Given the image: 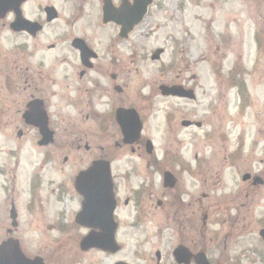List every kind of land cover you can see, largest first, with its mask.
<instances>
[{"label": "flooded vegetation", "instance_id": "1", "mask_svg": "<svg viewBox=\"0 0 264 264\" xmlns=\"http://www.w3.org/2000/svg\"><path fill=\"white\" fill-rule=\"evenodd\" d=\"M245 1L250 3V27L245 30L232 20L234 32L229 26L220 31L212 55L221 63L223 72H214L216 80L226 90H234L242 104L248 89L245 78L264 80V0ZM141 3L142 0H0L1 198L4 182L13 187L4 215L10 219L12 209L16 228L19 226L17 204L23 194L31 220L35 217L61 222L62 232L75 231L80 241L89 234L102 235L98 228L87 227L81 221L90 218L86 214L97 218L110 207H85L77 180L81 178V185L89 189L90 179L83 178V173L94 162L104 160L111 167L115 248L110 252H88L108 254L113 258L110 264H196V255H203L209 264H234L211 258L208 248L212 240L206 241V234L200 242L191 239L192 231L201 233L196 225L199 212H205L204 220L210 209L222 211L228 218L230 212L216 203L204 208L203 202L209 199L205 193L201 199H191V153L177 155V149L155 148L151 133L146 131L153 107L148 106V94L142 93L145 85L141 83L135 91L130 89L132 83L141 81L136 61L147 60V46L141 35L135 36L146 27L150 11L161 8L158 0H153L147 13L136 22ZM180 77L164 84L194 90ZM152 95L155 99L188 101L163 97L157 89ZM172 108L167 110L172 114L165 113L163 136L176 140L182 129L191 131L196 124L201 127V122H191V109L170 111ZM118 114L128 129L139 122L141 133L134 144L123 142ZM124 156L138 161V165L128 162L127 168L140 181L131 183L130 176L119 175V159ZM225 162L229 160L223 156L220 166ZM119 176L123 179L120 183ZM243 177L241 183L248 189L264 186V178L260 177L263 184L257 183L259 179L255 178L259 176L250 169ZM165 178L169 181L165 182ZM207 180L203 187L210 189ZM16 187L20 189L16 191ZM96 192L89 189L86 194ZM153 217L161 226L155 236L158 248L149 251L145 261L132 262L127 237L139 233V227ZM56 230V226H47V231ZM5 231L7 237L0 238V245L12 237L10 229Z\"/></svg>", "mask_w": 264, "mask_h": 264}, {"label": "rangeland", "instance_id": "2", "mask_svg": "<svg viewBox=\"0 0 264 264\" xmlns=\"http://www.w3.org/2000/svg\"><path fill=\"white\" fill-rule=\"evenodd\" d=\"M157 4L161 8L150 11L146 27L135 36H142L147 46V60L136 61L141 81L130 87L135 91L136 86L145 85L142 93L148 94V106L153 107L146 121V131L151 133L156 149L164 146L177 149V155L191 153V199H201L205 193L209 199L203 202L204 208L216 203L230 212L228 218L222 211L210 209L206 220L205 212H199L196 225L201 233L192 231L191 239L200 242L205 234L206 241L211 238L208 250L214 261L264 264V243L258 237V231L264 227V186L252 190L241 183L247 169L264 178L261 174L264 173V80L245 78L248 89L244 109H240L241 101L236 92L226 90L224 84L216 80L214 72L221 75L223 72L221 63L212 57L220 31L229 26L234 32L232 20L245 30L250 27L247 19L250 3L245 0H158ZM241 11L243 13L239 14ZM156 49H164L165 53L160 61L152 62L150 54ZM177 75L185 78L186 83L190 82L188 86L195 90L196 100L155 99L152 92L161 84L172 82ZM170 108V111L191 109V122H201V127H193L191 131L182 129L178 141L172 136H163L165 113ZM223 156L229 163L220 166ZM119 160H122L118 166L120 176H130L131 183L141 180L134 178L136 173L127 168L128 162L138 165L135 158L124 156ZM120 176L118 183L123 181ZM206 179L210 189L203 187ZM11 188L4 182L2 198L0 196V238L5 239V230L10 229L27 257L39 256L46 264H110L113 261L108 254L81 252L80 234L63 233V228L59 227L61 222L35 217L31 220L24 207L23 194L17 204L19 226L14 230L10 219L4 215L9 209L6 206L12 197ZM51 225L58 230L47 231V226ZM160 227L157 217H153L139 227V233L128 235L127 251L131 250L132 262L145 261L146 254L158 248L155 236ZM145 240L147 243L142 244Z\"/></svg>", "mask_w": 264, "mask_h": 264}, {"label": "water", "instance_id": "3", "mask_svg": "<svg viewBox=\"0 0 264 264\" xmlns=\"http://www.w3.org/2000/svg\"><path fill=\"white\" fill-rule=\"evenodd\" d=\"M151 3V0H148L147 3L142 4V13L144 14L146 11L147 6ZM140 11V12H141ZM160 51L156 52L153 59H157L159 57ZM163 91V95H172V96H184V97H190L191 93V99H193L192 92H186L180 89H169V88H161ZM137 133H134V139H128V142H134L137 138ZM103 167V165L107 164L100 163ZM108 170L106 168H101L98 171L99 175L107 174ZM243 180H246L244 177ZM98 188L97 190L100 192L99 195L97 194H86V204L85 207H91V206H107L110 207V210L107 212H101V215L97 218H93L92 215L86 214V217H90L87 220H84V224L88 227H96L99 228L102 231V235L100 237L90 234L87 238H85L82 241L81 244V250L85 251L90 248H99L105 251L111 250V248L114 245V230L115 226L113 224V218H112V210H113V203H112V197L109 192L104 193L105 182L103 181V178H100L98 181ZM257 183L262 184L261 181L257 180ZM110 188V187H109ZM259 237L264 241V229L259 231ZM196 263L197 264H207L206 260L204 259L203 255H199L196 257ZM0 264H43L42 260L40 258H35L33 260L27 259L21 252L19 248V244L17 241L14 240H7L3 242V244L0 245Z\"/></svg>", "mask_w": 264, "mask_h": 264}]
</instances>
